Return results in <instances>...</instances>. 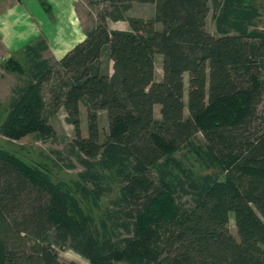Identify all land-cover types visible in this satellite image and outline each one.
Masks as SVG:
<instances>
[{
	"label": "trees",
	"instance_id": "1",
	"mask_svg": "<svg viewBox=\"0 0 264 264\" xmlns=\"http://www.w3.org/2000/svg\"><path fill=\"white\" fill-rule=\"evenodd\" d=\"M133 2L152 3L153 17L127 16ZM97 3V22L60 59L41 34L4 63L18 82L0 134L53 140L62 107L81 170L54 181L0 147V264H70L56 247L89 264H264V0H212L215 34L207 0Z\"/></svg>",
	"mask_w": 264,
	"mask_h": 264
},
{
	"label": "rangeland",
	"instance_id": "2",
	"mask_svg": "<svg viewBox=\"0 0 264 264\" xmlns=\"http://www.w3.org/2000/svg\"><path fill=\"white\" fill-rule=\"evenodd\" d=\"M18 2L23 5H27L31 7L29 1L26 0H2L0 3V8H5L9 6L11 3ZM208 2V12L206 16V24L205 29L207 32L215 34L214 32V22L212 19V15L214 13L212 0H207ZM153 4L152 3H138L133 2L130 9H128L125 14L127 16H136L144 18L153 17ZM74 9L78 16L81 27L90 28L92 27L98 20V16L100 13L101 5L97 3V0H75L74 1ZM48 16V19H53L50 13L45 12ZM106 24L109 29H121L127 30L129 29L128 23L125 20H106ZM260 25L264 26V13L260 16ZM159 26V25H156ZM42 33H39L41 35ZM45 36V34H43ZM55 35V34H53ZM46 37V36H45ZM52 34H50V38ZM47 38V37H46ZM53 38V37H52ZM30 41V40H29ZM48 43L49 40L47 39ZM19 48L15 49L12 52H5L0 43V123L5 115V107L6 101L10 94V90L14 84L18 82V75L15 72L6 70L4 68V63L9 59L13 58L17 62L20 59ZM48 56L51 55L50 49L47 53ZM52 56V55H51ZM162 55L157 54L154 59V78L155 80L161 79V61ZM111 64V62H110ZM187 75H184V92H185V100H186V90H187ZM45 91L43 90V93ZM45 97H48L46 94ZM259 116L264 117V102L260 103ZM159 105L156 104L154 108V117L159 118L158 112ZM50 122L53 125L56 135L53 140H48L45 142L37 140L33 135H26L17 140H11L6 138L5 136L0 134V147L8 150L13 153L24 162L28 164H45V166L49 169L52 179L54 181H63L66 183H70V181L75 180L77 178L78 171L81 170V166L77 163L74 156L70 155L67 152V143L71 140L74 135L73 125L69 122L66 117V113L62 107H59L54 111L53 115L50 117ZM99 126L102 132H106L107 130V122L104 116V113H101L99 118ZM80 131L81 136L87 135V127H86V113L85 108L80 106ZM102 139V137H101ZM195 139L198 143L204 142V137L201 134H196ZM72 166L69 167L68 165ZM241 179L240 184H245L247 178L245 176H240ZM229 222L228 228L231 234L237 238L236 229L234 228L233 216L232 212L228 214ZM59 260L64 263L70 264H89L88 260H86L81 255L77 254L73 250L68 247H56Z\"/></svg>",
	"mask_w": 264,
	"mask_h": 264
},
{
	"label": "crops",
	"instance_id": "3",
	"mask_svg": "<svg viewBox=\"0 0 264 264\" xmlns=\"http://www.w3.org/2000/svg\"><path fill=\"white\" fill-rule=\"evenodd\" d=\"M26 1L31 7L15 2L0 8V43L8 54L42 33L49 40L51 55L60 59L84 39L75 0H47L53 19H48L38 0Z\"/></svg>",
	"mask_w": 264,
	"mask_h": 264
}]
</instances>
